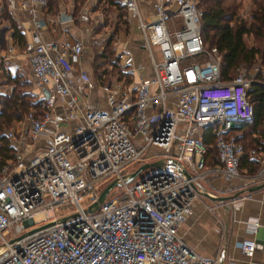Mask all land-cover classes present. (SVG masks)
<instances>
[{"label": "built area", "instance_id": "2783aa9c", "mask_svg": "<svg viewBox=\"0 0 264 264\" xmlns=\"http://www.w3.org/2000/svg\"><path fill=\"white\" fill-rule=\"evenodd\" d=\"M46 2L19 4L30 15L32 35L23 54L34 85L47 96L41 92V115L28 111L26 128L5 133L13 153L0 166V264H215L197 254L177 227L191 212L195 185L206 171L225 179L240 175L242 145L229 128L251 115L246 91L257 66H239L231 78H221L220 54L199 34L196 0H119L136 21L150 73L135 77L131 95L118 92L122 82L103 84L99 107L73 74L82 42L40 37L37 11ZM121 66L129 77L139 68L130 54ZM208 125H215L217 164L205 168L206 147L198 135ZM150 146L161 151L152 161L155 170L123 182L132 171L126 166ZM68 153L76 159L69 161ZM249 176L264 178V155ZM113 179L120 184L86 210ZM60 207L59 214L46 216ZM34 211L41 215L35 218ZM238 247L247 254L253 240L243 238ZM224 264L236 261L226 258Z\"/></svg>", "mask_w": 264, "mask_h": 264}, {"label": "crops", "instance_id": "0c3cea01", "mask_svg": "<svg viewBox=\"0 0 264 264\" xmlns=\"http://www.w3.org/2000/svg\"><path fill=\"white\" fill-rule=\"evenodd\" d=\"M26 1L16 0V3L9 5L6 0H0V103L3 96L11 92L14 85L12 79L15 76L16 82H23L26 90L34 94L35 99L40 98L41 92L43 95L44 89H38L33 83L22 49L32 39L30 15L27 10L19 7L21 2ZM143 6L147 7L144 3ZM53 11L55 9L49 10L47 5L38 9V15L42 19L40 37L67 38L63 27L70 16L60 19V15H66ZM9 20L19 31L16 38L12 36ZM90 101L95 105H102V102L96 103L92 99ZM53 108L59 113L60 106L57 102ZM11 124L23 126L25 122L22 117ZM36 143L39 144L40 140ZM250 150L253 152L249 153ZM255 151L254 147H249L246 150L247 157L254 159L252 157L257 155L255 158L259 166L263 153ZM204 157L205 168L217 164L214 163L216 158L212 153L207 152ZM239 166L240 175L231 179H225L219 171L205 172L197 181L196 189L202 188L223 198L212 200L198 193V197L191 202V212L178 224L177 232L197 254L214 258L215 264H224L226 258L234 259L236 264H264V178L253 180L249 176L252 173H245V166ZM256 185L258 187L255 189L247 190ZM243 238L253 240V247L247 254L238 247Z\"/></svg>", "mask_w": 264, "mask_h": 264}, {"label": "trees", "instance_id": "16d2710c", "mask_svg": "<svg viewBox=\"0 0 264 264\" xmlns=\"http://www.w3.org/2000/svg\"><path fill=\"white\" fill-rule=\"evenodd\" d=\"M247 1L248 9L243 10L241 0H196L200 11L199 34L206 46L213 45L219 52L222 79L231 78L237 67H249L256 61L264 67V0ZM46 5L49 10H54L55 0H47ZM9 22L12 36L16 38L19 31L11 20ZM255 79L246 91L247 100L252 107L250 117L239 121L238 126L229 128V133H239L236 139L243 150L239 165H252L247 168L250 173L256 171L253 165L257 167V155L252 157L254 159H249L246 150L254 147V150L263 153L261 156L264 155V78L260 80L257 72ZM12 83L14 85L11 92L3 96L0 103V166L11 159L13 153L1 127L18 121L28 111L39 116L45 110L44 100L35 99L34 94L26 90L23 82H16V76ZM214 136L215 125H208L201 129L198 138L206 147L205 155L210 152L215 158Z\"/></svg>", "mask_w": 264, "mask_h": 264}, {"label": "rangeland", "instance_id": "374dc122", "mask_svg": "<svg viewBox=\"0 0 264 264\" xmlns=\"http://www.w3.org/2000/svg\"><path fill=\"white\" fill-rule=\"evenodd\" d=\"M54 9L53 13L61 12L70 16L63 27L65 35L67 34L66 37L76 38L82 42L83 51L79 62L74 65L73 74L80 91L86 92L87 96L89 93V100L92 99L96 103L102 102L101 106H103V95L100 90L103 84L116 87L122 82L123 87L119 85L118 92L131 95L135 77L149 75L150 68L141 45L136 21L126 15L119 0H55ZM241 9H248L247 0H241ZM246 41L249 42V39ZM155 49L152 47L156 55ZM124 54H130L134 64L139 67L134 77L123 73L121 60ZM252 64L258 68L259 79L264 78V67L258 61ZM239 124V122L234 123V126ZM23 127L26 128V124ZM19 128V125L10 124L2 126L1 132L6 137L7 131H18ZM159 153H161L159 148L150 146L144 152L141 160L130 162L126 169L134 170L140 163L152 162L159 158ZM66 158L69 161L76 159L73 153H68ZM253 166L256 169L259 167ZM248 167H252V165ZM248 167L245 166V173H248ZM149 169L155 170V167L149 165L142 168L134 178L143 175ZM63 209L60 207L57 210H49L46 216L57 215Z\"/></svg>", "mask_w": 264, "mask_h": 264}, {"label": "water", "instance_id": "95a60500", "mask_svg": "<svg viewBox=\"0 0 264 264\" xmlns=\"http://www.w3.org/2000/svg\"><path fill=\"white\" fill-rule=\"evenodd\" d=\"M65 18H68V16L65 17V16H63V15H60V19H65ZM43 95H44V97L47 96V92H46L45 90H43ZM155 164H156V162H149V163H142V164H140V165H139L138 167H136L134 170H132V171L127 172L126 174H124V175L122 176V181H123V182H128V181L132 180V179L134 178V176H135V175H136V174H137L142 168L147 167V166H149V165H150V166H153V165H155ZM119 184H120V182H119L118 180H114V179L111 180V181H109L108 183H106V184L101 188V190L98 192V194L96 195L95 199L87 205L86 210L90 211V210H92L94 207H96V205L98 204V202H100V201L103 199L105 193H106L111 187H113V186H115V185H119ZM260 185H261V184H260ZM260 185H259V186H260ZM256 187H258V186H257V185H256V186H251V187H249L247 190L249 191V190L255 189ZM197 192L200 193V194L203 195V196H206V197L212 199V200H221V199L223 198V197H220V196H215V195H213V194H211V193H209V192L203 190L202 188L197 189Z\"/></svg>", "mask_w": 264, "mask_h": 264}, {"label": "bare ground", "instance_id": "6f19581e", "mask_svg": "<svg viewBox=\"0 0 264 264\" xmlns=\"http://www.w3.org/2000/svg\"><path fill=\"white\" fill-rule=\"evenodd\" d=\"M41 215L40 211H34L33 213V216L36 218V217H39Z\"/></svg>", "mask_w": 264, "mask_h": 264}]
</instances>
